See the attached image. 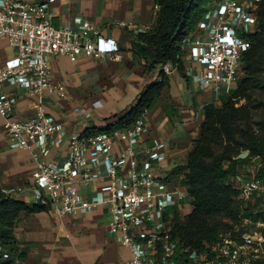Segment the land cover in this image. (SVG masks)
I'll return each mask as SVG.
<instances>
[{
	"label": "built area",
	"instance_id": "built-area-1",
	"mask_svg": "<svg viewBox=\"0 0 264 264\" xmlns=\"http://www.w3.org/2000/svg\"><path fill=\"white\" fill-rule=\"evenodd\" d=\"M54 1L0 0V37L15 50L14 56L0 66V114L4 130L15 145L33 154L35 168L29 189L34 200L47 205L57 220L103 205L111 229L131 250L125 264H264V163L260 157L244 163L232 182L236 196L251 213L241 217L242 224L221 229L212 242L192 248L181 242L165 218L179 191L157 190L156 185L166 175L142 167L138 158L149 116L147 108L134 123L118 129L128 137L123 150L117 130L71 132L47 109L45 91L66 96L61 86L53 84V56L65 55L72 61L86 56L117 58L121 48L115 38L88 19L79 28L56 25ZM159 8L155 3V14ZM205 17L209 37L193 39L189 54L205 68L199 74L201 81L212 85L220 96L238 83L243 54L251 46L249 34L257 31V15L250 0H213ZM178 67L179 61L163 65L167 74ZM7 82L26 88L36 97L34 114H18L15 98L5 93ZM64 143L68 146L66 159L61 163L48 161L53 149ZM100 163L106 165V171L98 166ZM100 181L106 197L82 196L83 190ZM15 189L22 191L23 187ZM9 255L0 238V260Z\"/></svg>",
	"mask_w": 264,
	"mask_h": 264
},
{
	"label": "crops",
	"instance_id": "crops-1",
	"mask_svg": "<svg viewBox=\"0 0 264 264\" xmlns=\"http://www.w3.org/2000/svg\"><path fill=\"white\" fill-rule=\"evenodd\" d=\"M154 4V0L54 1L52 13L56 25L69 24L79 28L88 19L101 26L104 34L115 38L121 47L117 58L86 56L77 61L65 55L51 58L53 84L61 86L66 96L47 90L43 99L47 109L71 132L80 133L92 126L103 127L115 121L116 114L127 111L136 103L147 84L159 79L160 66L148 70L144 60L131 49L132 32L151 27L156 15ZM209 34L204 16L182 42L183 69L168 74V83L156 105L149 110L138 146L142 167L161 170L166 175L155 188L179 191L175 203L166 209V222L172 227L193 208L183 184L185 170H176V167L188 162L195 139L202 131L205 106L220 101L212 85L200 79L204 66L189 54L190 42L196 38L207 39ZM14 54L9 41L0 37V66ZM4 88L7 96L15 98L20 116L34 114L36 97L26 88L12 82H7ZM117 133L122 139L120 150H123L127 134L123 130H117ZM67 154L68 146L64 143L53 149L48 161L61 163ZM98 166L106 171L104 163ZM0 167V183L5 191L29 204L35 202L29 189L35 168L33 154L16 146L6 134L1 114ZM100 183H94L88 191L83 190L82 196L99 200L106 197L107 193L100 190ZM18 185L23 187L22 191L15 189ZM13 235L26 253L24 257H16L20 264H125L131 257L130 248L111 229L103 205L67 214L61 220L55 219L48 210L23 213Z\"/></svg>",
	"mask_w": 264,
	"mask_h": 264
},
{
	"label": "trees",
	"instance_id": "trees-1",
	"mask_svg": "<svg viewBox=\"0 0 264 264\" xmlns=\"http://www.w3.org/2000/svg\"><path fill=\"white\" fill-rule=\"evenodd\" d=\"M154 1L160 8L152 25L147 30L132 32L131 49L144 60L148 70L160 66L159 79L147 84L137 97L136 103L127 111L116 114L115 121L103 127L92 126L85 132L114 131L128 127L146 108L151 111L156 105L169 79L163 65L168 61L174 63L179 61L178 69H183L182 59H180L181 44L204 18L210 0ZM249 39L251 46L243 54L241 69V71H248V75L239 78L238 86L233 94L223 93L219 96V103L212 102L205 106L202 131L195 139L194 149L189 154L188 162L176 167V170H185L183 184L187 187L193 208L184 219L173 224L172 231L182 243L192 248L202 247L204 243L216 239L219 231L223 229V225L215 222L218 215L226 214L233 220H237L251 213L249 206L243 207L242 211L241 205H244L237 199V191L232 182L241 166L252 157H260L264 163V140L238 142L243 149L237 151L236 155L232 152V146L217 155L213 144L219 140H236L235 134L239 123L248 117L247 106L237 105V102L250 96L254 78L252 71L257 67V57L264 45V0L260 1L257 31L250 33ZM244 150H248L249 155L245 158L238 157ZM1 176L0 167V181ZM47 209V205L43 203L35 201L29 204L14 197L6 192L0 183V238L10 253L7 259L0 260V264H20L16 262V257H24L26 254L13 235V230L22 214L47 211ZM175 213L177 215V211ZM167 215L168 211L165 213L166 219Z\"/></svg>",
	"mask_w": 264,
	"mask_h": 264
},
{
	"label": "rangeland",
	"instance_id": "rangeland-1",
	"mask_svg": "<svg viewBox=\"0 0 264 264\" xmlns=\"http://www.w3.org/2000/svg\"><path fill=\"white\" fill-rule=\"evenodd\" d=\"M260 1L261 0H250L253 5V9L257 15V21L259 20V10H260ZM213 5V0H210L208 3V9ZM257 67L252 71L254 73V78L252 79V85L250 89L249 98H242L237 102V105L245 104L248 108V117L239 123V127L235 134L236 140H219L213 144L214 152L218 155L221 154L223 150L227 149V147H233V154L236 155L237 151H241L243 147L238 144V142L246 143L248 141H263L264 140V45L257 57ZM248 75V71L242 70L240 71V77H246ZM236 86L231 89V91H223V93L233 94L238 86V83H235ZM239 149V150H238ZM240 201L241 199L237 197ZM243 203V202H242ZM241 205L242 211L243 207ZM241 211V214H242ZM242 217V216H241ZM241 217L237 220H233L231 216L226 214H220L215 218V222H219L223 225L222 228H226L228 225H235L237 223H241ZM234 223V224H233ZM169 226H171L169 224Z\"/></svg>",
	"mask_w": 264,
	"mask_h": 264
},
{
	"label": "water",
	"instance_id": "water-1",
	"mask_svg": "<svg viewBox=\"0 0 264 264\" xmlns=\"http://www.w3.org/2000/svg\"><path fill=\"white\" fill-rule=\"evenodd\" d=\"M248 154H249L248 151H246V152L241 153L239 156H240V158H245L248 156ZM38 202L40 203L41 200H39Z\"/></svg>",
	"mask_w": 264,
	"mask_h": 264
}]
</instances>
